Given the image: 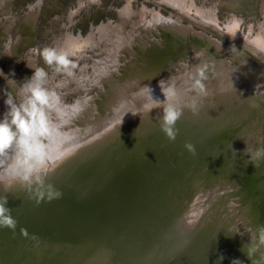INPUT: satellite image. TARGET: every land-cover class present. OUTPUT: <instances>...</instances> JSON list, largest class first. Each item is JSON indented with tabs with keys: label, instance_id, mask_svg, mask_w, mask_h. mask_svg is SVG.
Here are the masks:
<instances>
[{
	"label": "bare ground",
	"instance_id": "bare-ground-1",
	"mask_svg": "<svg viewBox=\"0 0 264 264\" xmlns=\"http://www.w3.org/2000/svg\"><path fill=\"white\" fill-rule=\"evenodd\" d=\"M9 1L0 0V42L2 44L0 46L4 47L0 55L3 56L2 61L6 66L5 69L0 66V70L5 71L10 93L16 98L11 99L10 106L6 105L0 84V109H4L5 112H8L12 105L20 107L19 97L21 94L30 93L28 87L33 80V76L27 79L22 86L23 91L15 88L14 47L22 42L20 41L22 36L20 33L17 36L11 33L10 29L15 22L16 15L8 9ZM123 1V7L117 8V19L112 20L107 17L98 24L92 23L85 36L81 31L72 30L76 22L74 15L76 16L79 10H87L91 4L101 2L100 0H78L77 8L70 9L67 20L63 14L56 13L49 21L50 27L46 32V37L53 46L51 50L57 56L63 54L70 63L58 68L47 69L45 73L47 88L45 93L49 97V103H53L52 98L55 97V106L51 108L43 106L48 132L36 137V142L45 153L43 167L48 164L47 159H55L56 162L55 157L62 153L72 152L96 136L103 137L113 132L119 126L116 121L126 112L122 120V123L126 124L142 114L156 117L162 115L160 107L150 111L143 108L146 94L141 93V89L150 88L153 99L163 102L165 98L158 86L160 80H165L166 84L175 83L178 88L187 90L191 84L189 74L200 69L207 77L203 83L208 94L198 96L192 91H187L186 94L182 91L181 103L187 104L195 99L199 105V112L194 115L189 108L184 107L181 117L176 122V129L185 127L187 124L196 127L204 124L210 126L211 129L221 125L224 131L222 140L226 145L219 147L222 153L216 157L218 163L215 166L211 159L203 157L200 166L194 170H186L188 174H185L184 178L187 181L183 178L174 179L171 176L164 185L170 184L174 189L177 185L185 183L186 190L180 189L182 197L178 203H175L179 210L178 214L184 203L181 200L185 199L197 202L195 208L186 213L203 211V209L205 212H200L202 217L209 216V211L214 210L218 213L219 208L212 206L214 204L211 199L214 196L219 199L228 192L234 194L233 188L237 185V182L231 179L236 172L234 167L238 162L233 160L226 162L225 154L229 158L234 151L237 150L240 153L245 147L253 150L264 147V143L256 145L247 138L248 134L245 132L248 130L245 123L240 121L241 118L245 119L244 113L256 115L257 118L264 117V88L259 82L261 76H264V62L255 57V54L260 55L264 60V53L256 50L257 46L262 43L260 36L264 34V0H256L257 6H260L261 17H263V20L260 19L254 23L258 26L257 30L254 24L252 25L254 20L251 17V26L248 30L242 28L244 24H241L234 38L224 34L222 31L224 25L233 18L242 19L237 13L243 12L247 6H249L247 10H252V2L255 0H148L155 5L150 7L143 3L142 8L135 7V0ZM112 5H109L111 6L109 8L116 13V8ZM163 5L168 9L165 13L161 11ZM220 5L225 7L228 13L224 20L217 18L216 11ZM28 13L30 15L24 21L25 23H29L31 19L34 20L32 7ZM187 42H191L197 48H193L192 52L178 58V62L170 60L172 55L177 54L178 56L180 51H185ZM233 45L237 50L230 51ZM33 49L35 48L29 46L26 54L30 67L26 71L30 73L29 75L35 65L36 50L33 51ZM79 64L81 65L77 68ZM178 67L182 68V72H179ZM129 92L133 93V98L128 97ZM69 95L76 100H70ZM96 99L99 100L98 108L94 105ZM131 112L138 114L133 116ZM246 121L249 122L248 119ZM73 123L78 125L73 127ZM146 125L147 122L137 123L136 132ZM157 126L161 130L160 121ZM254 126L258 129V123ZM10 130L14 131L12 128ZM162 133L160 132L155 139L158 143L164 141L165 134ZM18 137L19 132L16 139ZM170 142L178 143L177 140ZM162 150L166 151V149ZM17 151L13 143L10 149L6 150L5 155L0 156V161H3L0 163V175L5 176L8 166L17 156ZM241 161L244 164L246 160ZM250 165L251 163H248L246 167L250 168ZM208 184L209 186L216 184L215 188L233 187L228 188L232 191L225 189L217 192L214 189L209 192L208 189L205 191L208 192L207 194L203 195V192H199L198 196L193 195L200 187L204 188ZM176 190L172 192L173 198H170L168 192L165 191L168 202L178 200ZM250 190L251 188L248 187L246 191ZM246 196L243 195V198ZM230 205L242 206L243 211L249 212L252 221H258L255 214L253 217L250 210L245 209L248 207L247 204L243 206L230 201ZM218 207H220L219 204ZM231 211L235 216L232 208ZM253 225L252 232L255 236L251 237V240L263 248L264 244L260 243L259 235L264 230L259 229L256 222Z\"/></svg>",
	"mask_w": 264,
	"mask_h": 264
},
{
	"label": "water",
	"instance_id": "water-1",
	"mask_svg": "<svg viewBox=\"0 0 264 264\" xmlns=\"http://www.w3.org/2000/svg\"><path fill=\"white\" fill-rule=\"evenodd\" d=\"M142 122L147 125L136 132V124ZM157 124L156 116L142 114L117 126L113 134L96 136L55 157L57 163L47 159L39 173L42 185L35 176L28 184L5 174L0 179V204L6 198L5 206L17 223L14 231L0 227V264H232L233 260L264 264V247L251 240L254 222L264 230V158L254 164L249 154L234 151L229 158L225 154L226 162H238L232 176H240L235 193L211 199L218 213L209 211L207 217L200 216L205 209L186 213L197 202L185 199L178 214L175 203L182 197L180 189L186 190L185 183L174 188L178 200L172 202L165 191L173 198V186L164 184L171 176L185 179L203 157L215 166L222 153L219 147L226 145L224 131L221 125L211 129L187 124L178 128V143L166 136L158 143L155 139L162 131ZM186 143L194 145V155ZM209 184L193 195L233 187ZM38 189L46 193L39 204ZM49 190L62 195L49 201ZM230 201L247 204L245 209L259 222Z\"/></svg>",
	"mask_w": 264,
	"mask_h": 264
},
{
	"label": "clouds",
	"instance_id": "clouds-1",
	"mask_svg": "<svg viewBox=\"0 0 264 264\" xmlns=\"http://www.w3.org/2000/svg\"><path fill=\"white\" fill-rule=\"evenodd\" d=\"M40 0H38V3ZM31 10V5H27ZM243 23L242 19L233 18L230 22L226 23L222 29L224 34L231 38H234L236 32L239 30L240 25ZM261 44L257 46L256 50L259 53H264V34L260 36ZM231 50H237L235 46H231ZM35 51V49H33ZM255 54V53H254ZM41 55L46 63L51 64L54 61L58 62L60 65L61 57H65L63 54L57 56L55 52L51 49L45 48L42 50ZM199 55V53H197ZM44 76L42 69H37L33 78L36 83L29 85L28 91L31 95L27 98L24 104L20 107L12 105L9 107V111L3 122H0V156H4L6 150L15 143L17 147V156L12 164L7 168L6 175L11 179H19L22 182H27L28 184L33 183V176H35V182L42 185L43 180L41 179L39 173L41 168L45 164V153L42 151L41 146L36 142L37 136H43L48 132L46 127L45 111L43 106L54 107L55 97H53V103H49V97L40 87V79ZM191 80L190 88L183 90L178 88L175 83L166 84L165 80H160L158 86L161 93L164 96V101L161 102L159 99H153L151 95V89L148 87H143L141 93L145 95V103L143 108L147 111L160 107L162 109V115H159L157 119L160 121L161 131L165 134L169 141H174L178 134V129H176V122L182 115V110L184 107L189 108L194 115L199 112V105L197 100L193 99L190 103H181V93L182 91L187 93V91L195 92L198 96H207V91L203 81L207 79L203 70L197 69L195 72L189 74ZM6 105L10 106L11 102L9 100L5 101ZM254 107L256 105H253ZM11 115V125H14L18 129L19 137L17 133L10 130L9 123L7 122L8 115ZM127 113V112H126ZM125 113V114H126ZM124 114V115H125ZM133 116L137 115V112H131ZM124 115L116 121L121 125ZM185 148L195 154V147L191 143H186ZM244 153L249 154V159L251 162H256L264 158V147H258L255 150L245 147ZM3 163V161H0ZM4 176L0 175V179ZM50 188V186H49ZM45 192L41 190L36 191L37 204H39L45 197ZM62 195L59 191L47 192V198L50 201L53 198H60ZM7 200L5 198L4 203L0 204V227H8L13 231L16 228V220L11 216V209L7 208L5 205ZM22 234L27 235L26 229L20 230ZM260 243L264 244V231L260 236ZM232 264H242L239 260H233Z\"/></svg>",
	"mask_w": 264,
	"mask_h": 264
},
{
	"label": "rangeland",
	"instance_id": "rangeland-1",
	"mask_svg": "<svg viewBox=\"0 0 264 264\" xmlns=\"http://www.w3.org/2000/svg\"><path fill=\"white\" fill-rule=\"evenodd\" d=\"M101 2L99 3H94L91 4V6L89 5V8L87 10H79V12L81 11V13L75 16L74 18L76 20V22L73 24V28L72 30H75L77 32L81 31L83 33V35L85 36L88 31H89V26L94 23V24H98L103 18H110V19H117L118 18V14H117V8H122L124 5V1L123 0H100ZM77 2L78 0H40V2L38 3V0H10L9 1V7L8 9L11 10L12 14L16 15V19L15 22L13 23V25L11 26V33L12 35H16L17 34H21V43H17L15 45V71H16V75H15V88L18 91H23V84L27 82V79L30 76H33L34 72L37 69H42L44 72V76L40 79V87L41 89L45 92L47 91L46 88V80H45V73L47 72V69H53V67H60L62 65H60L58 62L54 61L51 64H48L45 62V60L43 59L41 52L43 49L48 48L51 49L53 46L51 45V41L49 42V39L46 37V32L48 30V28L50 27L49 21L51 18H53L55 16L56 13H58L59 15L63 14L65 16V20H67V16L69 15L70 9L72 8H77ZM143 3H146L148 6L153 7L155 4L151 3V1L149 2L148 0H135L134 5H136L135 7L140 8L141 5ZM259 3V2H258ZM113 4V5H112ZM253 7L251 8L252 10H247V8H249V6H247V8L241 12V13H237V15L239 14V16L241 15L243 23L244 24L242 26V28L248 30V27L251 26L250 24V19L252 17V25L255 22H258V20H263V17L259 8L260 6H257V1L255 0V2H252ZM27 5H31L33 8V12H34V20L31 19V21L29 23H25L24 21H26L30 15V10L29 7H26ZM112 5L116 8V13H114V10H111V6ZM152 5V6H151ZM97 6V7H96ZM99 7V8H98ZM110 7V8H109ZM108 8V9H107ZM142 8V7H141ZM158 8V7H156ZM86 9V8H85ZM111 10V11H109ZM168 9L166 8V6H161V11L165 13V11H167ZM107 11V12H106ZM252 12V13H251ZM106 13V14H105ZM217 18L219 20H224L227 16L228 13L225 9V7L223 6H219L217 11ZM166 14H168V12H166ZM257 20V21H256ZM246 26V28H245ZM255 30H257L258 26L256 24H254ZM222 38V36H219V38ZM30 40V41H29ZM224 40V39H223ZM28 43H30V45H28ZM186 47H185V51H180L176 55H172V57H170V60L173 61H177L178 58H181L182 56H185L187 54H189V52H192L193 48H197L195 45H192L191 42H187L186 43ZM0 45L1 42H0ZM29 46L34 47L36 50V57H35V65L33 67V69L30 70L31 75H29L30 73H27L26 70H28L29 64H28V60L26 59L27 56V51ZM4 50V47L1 48L0 46V54H2ZM182 53V54H181ZM184 53V54H183ZM254 55V54H253ZM256 55V56H255ZM254 56L257 57L258 59L260 58L262 60V62H264L263 58L260 55L255 54ZM26 56V57H25ZM3 56L0 55V66H2L3 69L6 68L5 64H3L4 62L2 61ZM178 62V61H177ZM81 64H79L77 66V68L80 66ZM64 66V65H63ZM179 72H182V68L178 67ZM174 71V70H173ZM2 71L0 70V73ZM3 74H1L0 76V84L2 86V95L3 98L5 100H9L11 102V99L16 98L12 93H10L9 90V81H7V77L5 75V71L2 72ZM169 73V72H168ZM170 74V73H169ZM183 74V73H182ZM5 75V76H3ZM32 78V77H31ZM259 82L261 83V85L264 88V76H261V78L259 79ZM36 83L35 79L33 78L32 80V84ZM20 88V89H19ZM137 90V89H135ZM31 95V93H29L28 95H22L19 97V103L24 104L27 100V98ZM68 97H70V100L75 101L76 99H72V95H69ZM101 97V96H100ZM128 97L133 98V93L129 92ZM99 100H95V107L98 108L99 106ZM2 111V112H1ZM8 112H5L4 109H0V122H3L6 114ZM246 113H244V118H241L240 121H242L243 123H245V127L247 128L248 132L246 131L245 133H247V138L249 140H252L256 145H263L264 143V117L262 118H257L256 115H246ZM248 119L249 122H247L246 120ZM250 121H252L250 123ZM7 122L9 123L10 128H12L14 130V132L18 133V129H16V127L14 125H11V115L9 113L8 117H7ZM241 122V123H242ZM242 123V124H243ZM256 123H258V129H256V127L254 126ZM76 125H78L77 123H73V127H75ZM250 147H252V145H250ZM161 153H165L164 150H160ZM244 153L243 151H240ZM236 153L237 150H236ZM237 172H239V170H237ZM240 178V176H238ZM238 177L235 176L234 178H232L231 180L236 181L238 184ZM240 180V179H239Z\"/></svg>",
	"mask_w": 264,
	"mask_h": 264
},
{
	"label": "snow or ice",
	"instance_id": "snow-or-ice-1",
	"mask_svg": "<svg viewBox=\"0 0 264 264\" xmlns=\"http://www.w3.org/2000/svg\"><path fill=\"white\" fill-rule=\"evenodd\" d=\"M61 63L64 65H68L70 63V61L68 59H66L65 57H61Z\"/></svg>",
	"mask_w": 264,
	"mask_h": 264
}]
</instances>
